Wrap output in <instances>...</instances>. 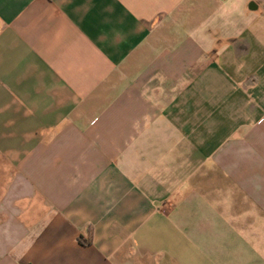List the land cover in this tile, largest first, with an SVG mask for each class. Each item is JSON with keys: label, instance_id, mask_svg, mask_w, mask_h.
Wrapping results in <instances>:
<instances>
[{"label": "crops", "instance_id": "0c3cea01", "mask_svg": "<svg viewBox=\"0 0 264 264\" xmlns=\"http://www.w3.org/2000/svg\"><path fill=\"white\" fill-rule=\"evenodd\" d=\"M0 264H264V0H0Z\"/></svg>", "mask_w": 264, "mask_h": 264}]
</instances>
